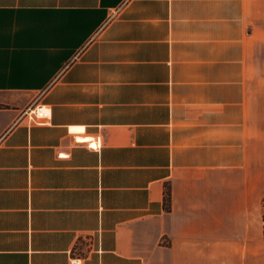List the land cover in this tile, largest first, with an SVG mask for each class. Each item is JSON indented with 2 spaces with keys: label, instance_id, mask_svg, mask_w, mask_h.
<instances>
[{
  "label": "crops",
  "instance_id": "1",
  "mask_svg": "<svg viewBox=\"0 0 264 264\" xmlns=\"http://www.w3.org/2000/svg\"><path fill=\"white\" fill-rule=\"evenodd\" d=\"M263 61L264 0H0V264H264Z\"/></svg>",
  "mask_w": 264,
  "mask_h": 264
},
{
  "label": "built area",
  "instance_id": "2",
  "mask_svg": "<svg viewBox=\"0 0 264 264\" xmlns=\"http://www.w3.org/2000/svg\"><path fill=\"white\" fill-rule=\"evenodd\" d=\"M31 115L29 116V120L31 122L34 123H38L41 124L43 123L45 120H48L51 116L50 111L47 112V110H45V107H40L36 113H30ZM80 260L79 259H74L73 260V264H80Z\"/></svg>",
  "mask_w": 264,
  "mask_h": 264
},
{
  "label": "trees",
  "instance_id": "3",
  "mask_svg": "<svg viewBox=\"0 0 264 264\" xmlns=\"http://www.w3.org/2000/svg\"><path fill=\"white\" fill-rule=\"evenodd\" d=\"M164 207L167 212L171 211V188L169 185H166L165 188ZM262 207H263V223H264V200L262 202ZM263 233H264V224H263Z\"/></svg>",
  "mask_w": 264,
  "mask_h": 264
},
{
  "label": "rangeland",
  "instance_id": "4",
  "mask_svg": "<svg viewBox=\"0 0 264 264\" xmlns=\"http://www.w3.org/2000/svg\"><path fill=\"white\" fill-rule=\"evenodd\" d=\"M262 67L264 68V61L262 62ZM1 95H5V94H1ZM22 98H28L29 95H24V94H19ZM5 100H9L8 98ZM262 213H263V207H262Z\"/></svg>",
  "mask_w": 264,
  "mask_h": 264
},
{
  "label": "bare ground",
  "instance_id": "5",
  "mask_svg": "<svg viewBox=\"0 0 264 264\" xmlns=\"http://www.w3.org/2000/svg\"><path fill=\"white\" fill-rule=\"evenodd\" d=\"M45 110H47V112H49V111H50V109H46V108H45Z\"/></svg>",
  "mask_w": 264,
  "mask_h": 264
}]
</instances>
